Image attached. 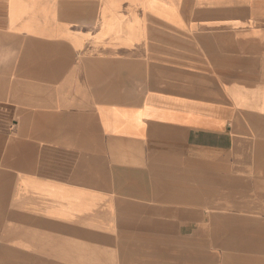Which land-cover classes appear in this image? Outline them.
<instances>
[{"label": "crops", "instance_id": "0c3cea01", "mask_svg": "<svg viewBox=\"0 0 264 264\" xmlns=\"http://www.w3.org/2000/svg\"><path fill=\"white\" fill-rule=\"evenodd\" d=\"M114 259L264 264V0H0V264Z\"/></svg>", "mask_w": 264, "mask_h": 264}, {"label": "rangeland", "instance_id": "374dc122", "mask_svg": "<svg viewBox=\"0 0 264 264\" xmlns=\"http://www.w3.org/2000/svg\"><path fill=\"white\" fill-rule=\"evenodd\" d=\"M117 229H118V228H116V232H115V233H118V232H117ZM114 245H115V244H114ZM115 246H116V245H115ZM117 247H118V244H117ZM119 262H120L119 259H114V260H113V263H114V264H119Z\"/></svg>", "mask_w": 264, "mask_h": 264}]
</instances>
